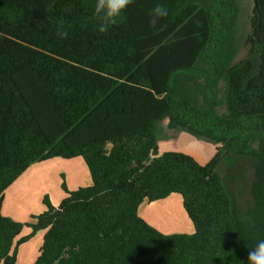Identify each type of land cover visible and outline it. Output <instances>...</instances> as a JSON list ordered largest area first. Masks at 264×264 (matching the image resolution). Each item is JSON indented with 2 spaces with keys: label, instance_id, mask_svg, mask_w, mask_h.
Listing matches in <instances>:
<instances>
[{
  "label": "trees",
  "instance_id": "trees-1",
  "mask_svg": "<svg viewBox=\"0 0 264 264\" xmlns=\"http://www.w3.org/2000/svg\"><path fill=\"white\" fill-rule=\"evenodd\" d=\"M158 3L168 16L150 27ZM253 3L237 60L235 0H133L107 32L95 0H0V264L41 231L34 264H247L264 240V0ZM162 123L215 155L160 156ZM230 154L233 180L221 173ZM78 157L91 186L64 184L59 207L45 196L26 223L4 216L32 165ZM174 194L191 235L139 215Z\"/></svg>",
  "mask_w": 264,
  "mask_h": 264
},
{
  "label": "rangeland",
  "instance_id": "rangeland-1",
  "mask_svg": "<svg viewBox=\"0 0 264 264\" xmlns=\"http://www.w3.org/2000/svg\"><path fill=\"white\" fill-rule=\"evenodd\" d=\"M238 7V19L236 21L237 29V44L240 45L239 55L237 60L242 59L247 51L243 46V40L241 38L249 32V18L253 10V0H235ZM244 39V38H243ZM183 133V134H182ZM158 151L160 156L167 152H181L192 156L201 165H206L211 158L216 153V148L210 142L204 141L191 133L172 130L170 129L168 123H162L158 129ZM257 147V146H255ZM240 159L233 154L226 157L225 162L222 164L221 173L223 176H232L228 179H234V167ZM250 180L254 178V173L250 170L247 173ZM239 179V178H238ZM236 179V180H238ZM19 180H24L20 184H16L12 192L13 195V205L18 206L22 203L23 199L32 200L31 204L35 208L38 207L34 204L38 197L46 192L45 196L50 197L52 203H58L61 197H64L65 192L63 190V185H71V180H92L89 169L85 164L84 160L80 157L74 159H62L56 158L49 161L36 163L32 165L28 171L23 174ZM29 180V181H26ZM37 180H45L46 184L39 186ZM68 183H70L68 185ZM92 184V183H91ZM91 184L89 186H91ZM88 187V186H85ZM81 188V187H80ZM70 189V188H69ZM44 196V198H45ZM44 203V199H43ZM147 206L146 217L151 219L152 227L160 231L165 235L172 234H188L194 233V230L187 229V224H191L190 219L185 213L183 206V199L180 195L174 194L160 202L154 203V205H149L148 202L145 203ZM167 226V229L164 228ZM180 231L181 233H178ZM188 231V232H186ZM42 239H36L30 245L28 255H21L18 264H34L37 260L36 249L40 250L43 245ZM41 244V245H40Z\"/></svg>",
  "mask_w": 264,
  "mask_h": 264
},
{
  "label": "crops",
  "instance_id": "crops-1",
  "mask_svg": "<svg viewBox=\"0 0 264 264\" xmlns=\"http://www.w3.org/2000/svg\"><path fill=\"white\" fill-rule=\"evenodd\" d=\"M19 179L6 191L5 201L3 204L2 212H3L4 216L9 217V218L13 219L14 221L26 223L31 219L32 215H40L47 210L46 206L43 203V199H44V196L46 195L45 194L46 192L44 191L43 193H41V195L38 197V200H36L34 202V204H37V206H38L36 208L34 206H32V204H31L32 200H28V199H23L21 204H19L18 206H15L12 204L13 199H14L13 195H15V192H12V189L16 184H20L24 181V180H19ZM26 181H29V180H26ZM37 183L39 186H43L44 184H46V181L45 180H37ZM91 183H92V180H79V181L71 180V185H75V186H69V188H70V190L75 191V190H78L80 187L89 186ZM69 184L70 183H68V185ZM65 197H66V193H65L64 197H61L59 199L58 203L54 202L53 205L55 207H59V205L61 204V202L63 201V199ZM168 199H169V197H168ZM164 200H167V198ZM158 202H160V201H158ZM154 203H156V202H154ZM154 203H148V204L154 205ZM146 207L147 206H145V203L140 207L139 215L145 221H147L148 223L153 225V223L151 222L152 220L148 219V217H146V213H147ZM185 213H186V211H185ZM186 215H187V213H186ZM164 228L167 229V226H165ZM191 228L194 230V226H193L192 222H191V224H189V223L187 224V229L189 230ZM186 232H188V231H186ZM30 233H31V230L28 228H25L23 233L21 234L20 238L25 237V236L29 235ZM178 233H181V232L178 231ZM45 234H46V231H41L33 239H31L27 243L20 246L19 254H18V263H19L21 255H24V256L28 255L29 248H30V245L32 244V242H34L36 239H42V237L44 238ZM43 242H44V239H43ZM39 254H40V250L36 249V258H38Z\"/></svg>",
  "mask_w": 264,
  "mask_h": 264
},
{
  "label": "clouds",
  "instance_id": "clouds-1",
  "mask_svg": "<svg viewBox=\"0 0 264 264\" xmlns=\"http://www.w3.org/2000/svg\"><path fill=\"white\" fill-rule=\"evenodd\" d=\"M133 3V0H95L94 13L100 22V32H107L110 24ZM168 16V11L161 4H156L151 9L149 26L155 27L160 21ZM66 35V33H61ZM247 264H264V240H260L248 254Z\"/></svg>",
  "mask_w": 264,
  "mask_h": 264
}]
</instances>
